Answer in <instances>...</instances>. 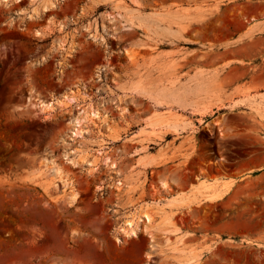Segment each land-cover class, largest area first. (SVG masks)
<instances>
[{
    "label": "rangeland",
    "instance_id": "obj_1",
    "mask_svg": "<svg viewBox=\"0 0 264 264\" xmlns=\"http://www.w3.org/2000/svg\"><path fill=\"white\" fill-rule=\"evenodd\" d=\"M143 40L168 57V77L212 80L196 98L207 114L141 140L126 118L134 109L109 85L125 48L147 54ZM74 117L83 132L71 140ZM67 148L84 159L68 161ZM169 150L178 159L146 170L144 187L122 201L118 176L137 154ZM16 171L48 184L14 189L6 175ZM71 171L74 201L68 184L54 198L51 185ZM51 200V222L26 218L14 229L7 220L38 206L44 213ZM144 213L143 229L156 230L149 247L116 239L115 228ZM4 239L21 247L0 246L9 253L0 264H114L121 253L124 264H264V0H0Z\"/></svg>",
    "mask_w": 264,
    "mask_h": 264
},
{
    "label": "crops",
    "instance_id": "obj_2",
    "mask_svg": "<svg viewBox=\"0 0 264 264\" xmlns=\"http://www.w3.org/2000/svg\"><path fill=\"white\" fill-rule=\"evenodd\" d=\"M99 3L101 2H94L93 8ZM90 25L94 27L93 22H90ZM153 39L154 38H152V40ZM143 41H145V44L139 45V47L146 49L147 54L133 58L131 54H133L134 49L129 52L127 51V48H125L122 51V55L119 57L124 59V62L121 63V65L124 66V69L120 68L119 71L115 72L116 75L111 79L109 85V88L113 91V97L117 101H121L122 106H128L134 109L129 116L126 115V118L129 120V123H138L137 127L139 130H137V132H139V134L137 135V138H140L141 140L156 137L157 135L164 136L168 133H172V130L174 129L179 130L181 128H188L193 121L192 114H207L209 112L208 106L198 103L196 98L197 96L203 95L204 90L202 87L211 83L212 80L211 77H198L193 75L190 78L179 77L178 79L168 77V57L163 54L159 47L155 49V44L153 42L149 40ZM225 62H222V65L228 66L235 63H241L238 59L227 63ZM210 97L211 103L214 102V98L212 96ZM164 146H169V144H164ZM142 148L141 146L137 147V149ZM80 153L81 157L77 156L75 158L77 163H80V160H83L85 157L84 150H80ZM172 154L171 151L166 154L160 152L145 153L144 151L137 154L135 159L136 165H134L135 168L129 169V167H127L125 172L118 176V178L121 177L122 181L125 182L124 184L123 182L120 183L121 185L123 184L121 193H124L121 200H126V194L130 195L131 193H134V191L140 190L144 187L142 185L144 182L142 177L146 173V170L164 162L171 163L178 159ZM89 162V160L86 161V164L91 163ZM91 165L94 168L95 165ZM166 172L168 171L166 170ZM74 173L76 172L71 171V176L69 175L70 178L64 180L65 182L58 180V182H54L53 185H51L50 189L54 198L59 195L58 191L68 184L66 196L72 198L71 202L74 201L69 185L71 181L70 179H73L75 176ZM34 176L35 178H33ZM6 177L10 179L14 189L19 187L34 189L38 186L39 182H43L44 185L48 184L47 180H43L42 178L41 181H39L40 179L37 175L31 176L20 171L11 172L6 175ZM173 177L177 176L173 175ZM68 180L69 182H67ZM73 181L74 180H72V185ZM180 184L181 186H184L186 183L182 181ZM79 198L80 195L77 197L75 203L78 202ZM83 212H85V209H83ZM54 216H57V204H54V201L51 200L49 202V209L45 208L44 213L42 212L41 206H38L37 211H34L33 214L18 212L14 215H8L7 220H9V222L12 220L11 225H13L15 229V227L21 223V220H25L26 218L32 219L34 223L43 225L47 219L50 222L54 220ZM145 224L146 221L144 220L138 229L139 232L137 235L132 237V241L137 239L142 248L150 246V233L154 235L156 231L154 228H149L148 226L145 231V229H143V225ZM0 246H5L8 251L10 249L15 250L16 248H20L21 244L19 241L4 239L1 241ZM4 258L9 260V253H7V256L4 255V253H0V259ZM119 258L121 261H117L114 264H124L122 260L124 258L128 259V256L121 253ZM139 261L140 260L135 261V264H138Z\"/></svg>",
    "mask_w": 264,
    "mask_h": 264
},
{
    "label": "bare ground",
    "instance_id": "obj_3",
    "mask_svg": "<svg viewBox=\"0 0 264 264\" xmlns=\"http://www.w3.org/2000/svg\"><path fill=\"white\" fill-rule=\"evenodd\" d=\"M47 105H49V104H47ZM89 115L91 117L95 118V117H98V112L96 110H93L89 113ZM71 122L73 124V127L71 128L70 134L68 137L71 140H74L75 137L81 136V134L83 132V128H81V126L79 125L80 122H78V120L75 117L72 118ZM65 143L68 144L67 141ZM63 155L68 161H73L75 157L81 156L80 152L75 150V148L65 149ZM118 183H121V182L119 181V182H117V184ZM162 185H165V183H162ZM142 217L144 218V220L147 219L148 222L150 221V216L146 213H144L142 216L141 215L138 216V220L136 222H134V219L133 220L132 219H125L121 225H119L117 228H115L116 239L120 240L119 236L123 235V234L126 237L136 236L137 230H138V222L142 219Z\"/></svg>",
    "mask_w": 264,
    "mask_h": 264
}]
</instances>
